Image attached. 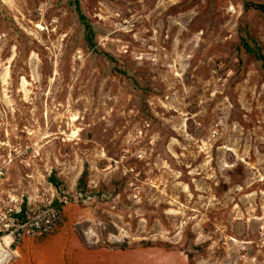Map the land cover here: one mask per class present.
Returning <instances> with one entry per match:
<instances>
[{"label":"rangeland","instance_id":"obj_1","mask_svg":"<svg viewBox=\"0 0 264 264\" xmlns=\"http://www.w3.org/2000/svg\"><path fill=\"white\" fill-rule=\"evenodd\" d=\"M79 3L94 48L72 0H0V203L51 204L52 171L68 197L20 258L151 241L186 264H264V71L240 47L246 29L264 50V16L243 0ZM85 164L98 195L80 202Z\"/></svg>","mask_w":264,"mask_h":264},{"label":"built area","instance_id":"obj_2","mask_svg":"<svg viewBox=\"0 0 264 264\" xmlns=\"http://www.w3.org/2000/svg\"><path fill=\"white\" fill-rule=\"evenodd\" d=\"M4 172L0 169V178ZM51 204L29 208L22 212L21 207L0 203V264H11L19 258L20 246L26 238L49 234L64 221L65 205Z\"/></svg>","mask_w":264,"mask_h":264},{"label":"trees","instance_id":"obj_3","mask_svg":"<svg viewBox=\"0 0 264 264\" xmlns=\"http://www.w3.org/2000/svg\"><path fill=\"white\" fill-rule=\"evenodd\" d=\"M72 4H74V8H75V11H76L77 16L79 18V21L83 25L85 40L91 48H94L95 47V30H94V27H93L92 23L90 22V20L88 19V17L82 12V10L80 8L79 0H72ZM243 7L245 10L252 9L254 11L261 13L264 16V2H254V1H250V0H243ZM240 47L245 51V53L253 55L254 58L256 59V61L259 62L260 66L262 67V69L264 71V50H263V47L261 46L259 41L255 38H253L246 29H241ZM101 53L104 54L105 56H108L110 59H112V57L108 53L103 52V51H101ZM87 178H88V169H87V165L85 164L82 172L80 173V175L76 181V185H75V189L77 192V199L80 202H83L89 198H92V197L98 195V193H94V191H92L88 188ZM48 181L54 186L57 193L59 195H61V196L55 197L52 200L51 205L60 207L63 204V200L68 201V199H67L68 197H67V195H65L66 186L64 185L63 181L57 176L56 171L51 172V174L48 176ZM71 199H69V200H71ZM28 209H29V207L27 205H25V204L21 205V211L22 212H24ZM155 245L156 244H154L151 241H140L138 244H132V245H128L126 242H123V243L104 242V243H101L98 245H94L92 247L93 248H99V247L105 246L108 248L128 249V248H132L134 246L149 247V246H155ZM164 247L167 249H170L171 245L165 244ZM186 253L188 255V258L192 259L193 254L190 252H186Z\"/></svg>","mask_w":264,"mask_h":264},{"label":"water","instance_id":"obj_4","mask_svg":"<svg viewBox=\"0 0 264 264\" xmlns=\"http://www.w3.org/2000/svg\"><path fill=\"white\" fill-rule=\"evenodd\" d=\"M152 252L158 254L157 264H182L177 260H173V257L170 255V252L172 251H167L163 248L158 249L152 247L116 250H110L107 248L89 250L87 248L81 247L73 249V251H70L68 255L70 264H146L143 261H139L138 263H136L135 261L131 260V258H136L137 256L140 257L141 254ZM167 257L171 259H168ZM29 259V256H23L22 258H18L11 264H26ZM49 263L60 264L58 257H55V255L53 256L52 260L49 261Z\"/></svg>","mask_w":264,"mask_h":264},{"label":"bare ground","instance_id":"obj_5","mask_svg":"<svg viewBox=\"0 0 264 264\" xmlns=\"http://www.w3.org/2000/svg\"><path fill=\"white\" fill-rule=\"evenodd\" d=\"M41 27V26H39ZM180 254V255H179ZM170 255L173 257V260H177L178 262L182 263V264H186V260H181L180 258H185V256H183L181 253L179 252H170ZM23 257V256H22ZM21 257V258H22ZM19 258H20V252H19ZM30 258V257H29ZM168 259H171L169 257H167ZM140 259V260H139ZM157 259H158V254L156 253H145V254H141V256H137L136 258H131V260L135 261L136 263H138L139 261H143L146 264H157ZM156 260V261H155ZM29 262H31V258L29 259V261L26 262V264H30Z\"/></svg>","mask_w":264,"mask_h":264}]
</instances>
